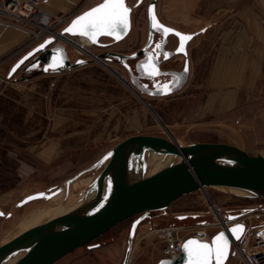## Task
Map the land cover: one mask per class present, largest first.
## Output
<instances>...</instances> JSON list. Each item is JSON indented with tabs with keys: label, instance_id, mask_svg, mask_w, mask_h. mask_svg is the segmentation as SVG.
<instances>
[{
	"label": "rangeland",
	"instance_id": "rangeland-1",
	"mask_svg": "<svg viewBox=\"0 0 264 264\" xmlns=\"http://www.w3.org/2000/svg\"><path fill=\"white\" fill-rule=\"evenodd\" d=\"M72 1L69 9L62 1L49 4L50 11L65 13L48 12L51 19L44 29L13 25L28 34L27 46L0 60V76L4 78L0 80V245L32 212L51 206L42 199L18 207L25 197L66 188V183L76 177L74 182L90 177L86 187L70 188L61 204L77 202L105 165L88 169L131 136L162 137L181 145L226 143L251 155L264 154V0H158L157 14L165 25L186 33L207 31L198 38L201 47L193 62L189 58L187 73L183 72L184 56L162 59L163 70L181 73L180 87L168 96L151 95L140 86L135 64L130 61L132 73L116 60H96L71 71L43 73L42 64L26 71L29 60L10 81L6 80L20 58L65 27L57 26L56 17L84 12L102 2ZM127 2L133 8L132 29L122 42L104 38L101 42L106 47H89L90 53L83 55L61 39L49 49L60 51L71 63L97 59L107 52L130 55L140 51L148 40L151 0L138 7V0ZM69 40L79 44L78 38ZM177 44L178 39L171 36L165 50L171 51ZM139 81L151 87L150 80ZM207 192L227 214L264 206L262 198H245L213 188ZM205 197L198 191L184 198L188 206L172 205L151 213L149 217L157 223L150 231L144 228L145 222L138 227L131 264L159 263L160 244L150 234L153 229L171 225L194 229L211 220ZM135 219L124 221L55 264H123ZM263 221L264 216H252L254 233ZM227 264H238V260L231 257Z\"/></svg>",
	"mask_w": 264,
	"mask_h": 264
},
{
	"label": "water",
	"instance_id": "water-1",
	"mask_svg": "<svg viewBox=\"0 0 264 264\" xmlns=\"http://www.w3.org/2000/svg\"><path fill=\"white\" fill-rule=\"evenodd\" d=\"M157 1L151 0L148 6L149 35L147 43L140 51L131 55L107 52L100 54L97 59H78L76 62L71 63L69 59H65L62 56L60 51L49 49L57 39L65 41L64 38L69 40V38L86 37L66 33L65 29L69 28L73 21L85 12L104 3L105 0H103L99 4L75 16L60 33L45 39L20 58L11 68L6 80L10 81L14 74L29 60L32 61L27 65L26 71L34 70V67L37 66L41 67L42 64L43 73H62L89 65L96 60H116L131 72L127 62L140 56H144L137 67L140 79L154 80L165 75L166 73L161 71L160 68V55L164 53L168 54V58L165 59L163 57V60H168L173 55H182L187 58L188 44L196 37L197 33H184L165 25L158 17L156 9ZM143 2L144 0H138L135 7L140 6ZM124 3L130 9L128 30L126 32L122 31L119 34V38L115 35H99L95 43L91 40L94 46L104 48L107 44L102 43V39L106 38L112 40L114 43H119L130 34L133 8L128 5L127 0H124ZM153 14L156 17V21L163 27L171 29L172 33L165 36L162 31L153 28ZM175 33L191 37L190 40L184 42L183 52L179 51L181 41L180 37L175 35ZM156 35L161 37L162 48L159 51L155 49L156 56H154L149 53V48L153 45ZM171 36L178 39V46L174 52L165 50L168 38ZM149 56H154L159 70L160 75L156 77L148 76L142 67V65L148 62ZM56 59H61L63 66L56 67L53 70V62ZM21 61H23L22 64L20 63ZM17 64H20V66L13 72L12 70ZM186 65L189 69L188 60H186ZM180 75L181 73H177L175 77H180ZM3 79L0 76V80ZM165 84L169 85L171 89L167 94L163 91H158ZM180 84V79L178 81L171 79L161 84L156 82L153 85V90L148 89L150 90L149 94L168 96L174 89L180 87ZM145 88L147 89V86ZM147 149L155 150L165 155L160 165L154 169H146L132 179L123 177V182L115 183L118 163L125 161L128 155L133 153L131 150H135L134 152L137 154ZM102 166L104 168L94 183V185L98 186V191L94 197L86 199L82 205L72 211L33 227L8 243L1 245L0 264L7 263L11 257L20 252L23 255L14 264H55L72 252L90 245L124 221L136 217L130 228L128 249L123 261V264H130L133 244L139 225L148 219L151 213L168 209L173 202L183 196L213 188L234 192L245 198L264 199V154L251 155L237 146L226 143H192L181 145L174 140L162 137L131 136L116 145L88 170ZM75 179L69 180L66 186L72 184ZM60 191H62V187L50 192L34 193L19 202L18 207L36 200L51 199ZM239 226L243 228L242 233L239 231L233 233L231 231V229L238 228ZM245 230L244 225L233 226L227 231H220L214 235L211 243L201 242L193 237L189 238L185 241L182 254L176 262L162 259L158 264H189V256L184 249L188 241L195 240L212 245V242L220 234H223L228 241L227 255L222 261V264H227L229 259L235 256L232 252L234 241H238L244 235ZM237 236H239V239L236 238ZM212 264H216L215 258H213Z\"/></svg>",
	"mask_w": 264,
	"mask_h": 264
},
{
	"label": "built area",
	"instance_id": "built-area-1",
	"mask_svg": "<svg viewBox=\"0 0 264 264\" xmlns=\"http://www.w3.org/2000/svg\"><path fill=\"white\" fill-rule=\"evenodd\" d=\"M49 0H0V22L8 25L23 26L34 25L44 29L50 23L51 15L42 11V6ZM46 13V14H45ZM82 12L77 11L69 15L57 18V26H66L75 16ZM47 22H42L39 18ZM8 19L11 22L2 19ZM19 28H22L19 26ZM41 38V35H37ZM206 197L212 219L200 223L191 229L185 225H171L153 229L150 234L160 244L161 258L176 262L182 254L183 245L189 238H196L201 242L211 243L214 235L220 231H227L236 225H244L245 233L232 245V252L238 260V264H264V221L257 233L253 232L252 216H264V206L241 214H227L209 196L207 190H201ZM132 261H130L131 264Z\"/></svg>",
	"mask_w": 264,
	"mask_h": 264
},
{
	"label": "snow or ice",
	"instance_id": "snow-or-ice-1",
	"mask_svg": "<svg viewBox=\"0 0 264 264\" xmlns=\"http://www.w3.org/2000/svg\"><path fill=\"white\" fill-rule=\"evenodd\" d=\"M129 12L125 6L124 0H105L101 5L92 8L90 11L85 12L83 15L78 17L73 21L72 25L65 29L66 33L73 35H82L88 37L92 40L93 43L96 42V39L99 35H115L119 38V34L123 31L126 32L129 27ZM153 28L162 31V33L167 36L172 33V30L166 27H163L156 21V17L152 15ZM180 37V48L179 51H184V42L190 40V36H183L179 33H175ZM43 47V46H41ZM159 51L162 48V45L158 44L156 46ZM164 58H168V54L164 53ZM186 55V53H185ZM21 64L23 61L20 62ZM20 64H17L13 68V72L18 68ZM62 60L56 59L53 62V70L56 67H62ZM146 74L150 77H156L160 75L159 70L156 66L154 56L148 57V62L145 65H142ZM188 71L187 65L185 66L184 72ZM174 80L178 81L180 77H174ZM169 85L165 84L162 89L158 91H163L167 94L170 91ZM233 233L237 231H243L242 226L238 228L231 229ZM239 239V236L236 237ZM185 251L189 256V264H212L213 258H215L216 264H222L223 259L227 255L228 250V241L223 234L218 235L215 240L212 242V245L200 243L195 240H190L184 246Z\"/></svg>",
	"mask_w": 264,
	"mask_h": 264
},
{
	"label": "bare ground",
	"instance_id": "bare-ground-1",
	"mask_svg": "<svg viewBox=\"0 0 264 264\" xmlns=\"http://www.w3.org/2000/svg\"><path fill=\"white\" fill-rule=\"evenodd\" d=\"M45 11V10H42ZM46 12V11H45ZM46 14V13H45ZM40 20L42 22H47L44 18H41ZM64 40L70 44H72L75 47V50L77 51L78 54L83 55V54H88L90 52L87 51V48L94 46L91 42L90 39L86 37H79V44L74 45L72 41L65 39ZM135 150H131V154L128 155L127 159L125 161H120L118 163V171L117 175H115V183L123 182V177L124 178H129L132 179L139 173H141L144 170H150L158 167L161 163V161L164 159V154H161L158 151L155 150H144L139 153H135ZM91 182V178H82L79 181H75L74 183L70 184L66 188H62V191H60L58 194H56L53 198L51 199H44L45 201H49L51 203L50 207L47 208H40L32 212L28 217H26L18 226V228L7 238L5 239L1 245H4L17 237L18 235L24 233L25 231L36 227L38 225H41L43 223H46L50 220H53L55 218H58L73 209L79 207L84 203L86 199H91L94 197L98 191V186L92 185L85 193L84 196H82L81 199H79L77 202H73L70 204H61L63 197L67 196L69 194L70 188L73 190L76 188L80 187H86L89 183ZM223 192H226L228 194H233V195H239L234 192H228L225 190H220ZM65 201V200H64ZM23 208V207H22ZM21 209V208H20ZM20 213V212H19ZM0 245V246H1ZM23 255L22 252L14 255L13 257L10 258V260L5 263V264H14V262L21 256ZM132 259V256H131ZM132 261V260H131Z\"/></svg>",
	"mask_w": 264,
	"mask_h": 264
},
{
	"label": "crops",
	"instance_id": "crops-1",
	"mask_svg": "<svg viewBox=\"0 0 264 264\" xmlns=\"http://www.w3.org/2000/svg\"><path fill=\"white\" fill-rule=\"evenodd\" d=\"M53 1L54 0H49L48 3L46 2L47 4L46 5L44 4V7L46 10L45 9L44 10L46 12H50L51 14H52V12L58 13V14H61L62 12L65 13V11H50L48 7H49V4L53 3ZM56 1H59V2L62 1V5H64V7L68 8V9L70 8V7H68V5H70L73 2L72 0H56ZM206 32H207L206 28L203 29L200 33H197L196 37L188 44V48H187L188 49V57L187 58L185 57L186 60H188V62H189V58H190V61L193 62L195 54L198 52L199 48L201 47V45H199L200 41L198 42V38L200 35L206 34ZM184 33H186V32H184ZM28 38H29V36L25 31L18 29L12 25H8V24H4V23L0 22V60L10 56V54H12L18 48H21V49L25 48L27 46L26 43L28 41ZM177 46H178V44H177ZM177 46L175 47V49H173L169 52H174L176 50ZM132 54H134V53H132ZM10 62L11 61L6 62L5 66L9 65ZM10 67H12V65L9 66L8 69H10ZM184 198H186V196H183V197L179 198L178 200H176L175 202H173L170 205V207L172 205L176 206L177 208L188 206L189 202H188V200L185 201ZM187 216L188 215L185 214L184 217H187ZM143 222H145L143 224H144V228H146V231H150L152 228H154L153 224L157 223L154 221V218H152V217H149L148 219H146Z\"/></svg>",
	"mask_w": 264,
	"mask_h": 264
},
{
	"label": "flooded vegetation",
	"instance_id": "flooded-vegetation-1",
	"mask_svg": "<svg viewBox=\"0 0 264 264\" xmlns=\"http://www.w3.org/2000/svg\"><path fill=\"white\" fill-rule=\"evenodd\" d=\"M158 44H162V40H161V37L159 36V35H156L155 36V39H154V43H153V45L149 48V53L150 54H153L154 56H156V54H155V49H157L156 48V46L158 45ZM163 55L161 54L160 55V57H159V60L160 61H162V59H163ZM144 58V56H140V57H138V58H136V59H134V60H130V63H133L134 62V67H135V70H136V72H137V74H138V69H137V67H138V65H139V63H140V61H141V59H143ZM136 62V63H135ZM128 63V62H127ZM129 65V64H128ZM130 66V65H129ZM160 68H161V65H160ZM130 69H132V67L130 66ZM161 71H163V72H165L166 74L165 75H162V76H160V77H158V78H156V79H154V80H150V79H148V80H150V84H151V87H150V85H148V84H143V85H141L140 84V78L138 77L139 76V74L136 76L137 77V80H138V83H139V85L140 86H142V87H145V86H147V89H151V90H153L154 89V83H156V82H159L160 84L161 83H163V82H165V81H169V80H171V79H173L174 77H175V74H177V72H174V71H165V70H163V69H161ZM131 73H132V71H131ZM170 73H174V74H170ZM133 75V74H132ZM134 76V75H133Z\"/></svg>",
	"mask_w": 264,
	"mask_h": 264
}]
</instances>
